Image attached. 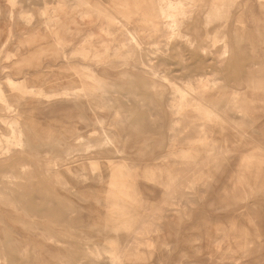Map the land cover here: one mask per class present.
Listing matches in <instances>:
<instances>
[{"label":"rangeland","instance_id":"rangeland-1","mask_svg":"<svg viewBox=\"0 0 264 264\" xmlns=\"http://www.w3.org/2000/svg\"><path fill=\"white\" fill-rule=\"evenodd\" d=\"M71 4L85 29L63 45L50 15ZM0 12V264H264V0H0ZM94 32L110 34L103 49ZM129 34L144 66L121 61ZM81 66L95 75L78 79ZM56 74L81 89L38 104L62 91ZM89 129L98 137L76 141ZM120 164L146 202L102 173Z\"/></svg>","mask_w":264,"mask_h":264},{"label":"bare ground","instance_id":"bare-ground-1","mask_svg":"<svg viewBox=\"0 0 264 264\" xmlns=\"http://www.w3.org/2000/svg\"><path fill=\"white\" fill-rule=\"evenodd\" d=\"M172 3L173 2L169 1L170 11L171 10L172 11H176L177 9L174 7V4H172ZM223 7H224V4L223 5L221 4V6H218V9H222ZM79 11L77 12V6L75 4H71L70 7H68V9L65 12H63L61 14H57V15L56 14L50 15V18L52 19L53 26L56 28V31L59 30V33H57V36H56L57 42H59V43H61L63 45L71 44V43H73L75 38L78 36V34L81 33L85 29L84 28L85 26L82 23V21L87 16L85 14L80 13ZM73 13L79 14V16H78L79 22L75 23L73 21V19H72ZM0 14H1V12H0ZM4 14H8V13H4ZM168 15H171V14H168ZM7 17L10 18L9 16H7ZM46 26H48V25H46ZM108 35H110V34L107 33L105 35H102L100 32H94L92 34V36L96 40V46L94 45L96 47V49H103L105 47V44H106L105 38L107 39ZM90 37H91V35H88L87 38H90ZM86 41H88V40L86 39ZM119 44H120V48H121L122 54H123V56L121 57V61L124 64H129L130 63V64L133 65V63H139V64H141L143 66L145 65L142 62V58L143 57L141 56V54H140V52L138 50V41L135 39V37H133V36H131L129 34V37H127V40L120 41ZM223 51H225V50H223ZM88 75H91V76L95 75V73L93 72L92 67L91 66H83V67L81 66V68H78L76 70V75L75 76L78 79H83V78L87 77ZM64 78H65V76L60 75V74L54 75L53 76V81H59L60 82V84L62 86V91H60V93H53V94H50V95L41 96L39 98L38 104L45 105L48 102H50L51 100H61V99L63 100L64 99V100L67 101L68 100L67 98H69V96H68V94H69L68 90L69 89H73V90H77V91H79L81 89L78 82H74L72 85H69L70 83L67 82V81H64ZM8 83L9 84H13L14 80L8 79ZM4 96H5V92L3 91L2 87H0V103H2V102L4 103V101H3V99H4L3 97ZM87 105H90V104L87 103ZM91 111H92L91 113H92L93 117L97 118V116H96L97 108H96V110H95V108H92ZM33 118H34V120H38V119L40 120L38 114H36V116L34 115ZM36 124H37V122H36ZM42 125H48V124L46 122H43ZM54 125L65 127V128H68V129H77V128L80 127L78 123L62 124L61 121H58V120L55 121ZM102 131L105 134V130L103 128H102ZM94 137H98V132L95 131V130L89 129L83 135L79 136V138H77L76 141L87 145L88 143H91V140ZM213 148H214L213 155H215V156L220 154V152H222L220 150L221 146L218 145V144L216 145L214 143L213 144ZM126 166H127L126 164L125 165L120 164L117 168H113V167H111L109 165H105V166L102 167V170H103L102 173L104 174V176H107L108 178H113V179L122 178V179L128 180L130 187L133 189L134 194L138 197L139 201L140 202H146L147 198H146L143 190H141V188L139 187V183H137V182L132 183V180H135V177L133 176L134 173H131L130 169H128L129 167L127 168ZM125 174H127L128 176H124ZM154 201L155 200H151L150 203L155 204ZM161 202H162V199H161ZM118 260L119 261H117L118 262L117 264H122L120 259H118Z\"/></svg>","mask_w":264,"mask_h":264},{"label":"crops","instance_id":"crops-1","mask_svg":"<svg viewBox=\"0 0 264 264\" xmlns=\"http://www.w3.org/2000/svg\"><path fill=\"white\" fill-rule=\"evenodd\" d=\"M61 116L66 117V114L62 111Z\"/></svg>","mask_w":264,"mask_h":264}]
</instances>
